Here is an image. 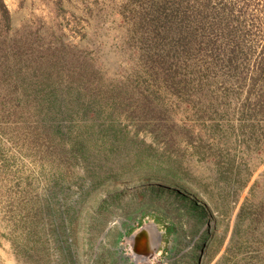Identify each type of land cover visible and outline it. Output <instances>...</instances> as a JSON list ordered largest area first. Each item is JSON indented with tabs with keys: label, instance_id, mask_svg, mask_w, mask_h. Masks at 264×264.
I'll return each mask as SVG.
<instances>
[{
	"label": "rangeland",
	"instance_id": "1",
	"mask_svg": "<svg viewBox=\"0 0 264 264\" xmlns=\"http://www.w3.org/2000/svg\"><path fill=\"white\" fill-rule=\"evenodd\" d=\"M164 2L0 0V264H264L256 87Z\"/></svg>",
	"mask_w": 264,
	"mask_h": 264
},
{
	"label": "trees",
	"instance_id": "2",
	"mask_svg": "<svg viewBox=\"0 0 264 264\" xmlns=\"http://www.w3.org/2000/svg\"><path fill=\"white\" fill-rule=\"evenodd\" d=\"M162 5L170 8L171 15L173 11L181 14L185 37L218 45L216 55L221 62L243 75L241 86L245 83L246 93L241 106L250 104L256 87L252 104L264 118V0H165ZM253 26H257L258 42Z\"/></svg>",
	"mask_w": 264,
	"mask_h": 264
},
{
	"label": "bare ground",
	"instance_id": "3",
	"mask_svg": "<svg viewBox=\"0 0 264 264\" xmlns=\"http://www.w3.org/2000/svg\"><path fill=\"white\" fill-rule=\"evenodd\" d=\"M159 235L154 229H140L132 236V248L136 257L140 259L147 258L151 255L152 249L157 245Z\"/></svg>",
	"mask_w": 264,
	"mask_h": 264
}]
</instances>
